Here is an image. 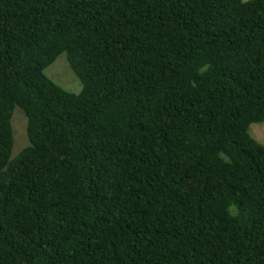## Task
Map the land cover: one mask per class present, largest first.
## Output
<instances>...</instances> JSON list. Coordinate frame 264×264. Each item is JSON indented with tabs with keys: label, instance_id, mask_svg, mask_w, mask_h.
<instances>
[{
	"label": "trees",
	"instance_id": "1",
	"mask_svg": "<svg viewBox=\"0 0 264 264\" xmlns=\"http://www.w3.org/2000/svg\"><path fill=\"white\" fill-rule=\"evenodd\" d=\"M254 123L264 0H0V264H264Z\"/></svg>",
	"mask_w": 264,
	"mask_h": 264
},
{
	"label": "rangeland",
	"instance_id": "2",
	"mask_svg": "<svg viewBox=\"0 0 264 264\" xmlns=\"http://www.w3.org/2000/svg\"><path fill=\"white\" fill-rule=\"evenodd\" d=\"M45 73L54 82L70 92L79 93L82 90V83L72 70L66 53L61 54L57 60L45 70ZM11 122L14 130V147L11 158H15L29 145L27 137V118L19 107H16ZM249 131L253 138L261 144H264V123L252 124Z\"/></svg>",
	"mask_w": 264,
	"mask_h": 264
}]
</instances>
